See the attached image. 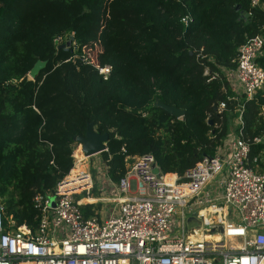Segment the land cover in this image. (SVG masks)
<instances>
[{"label":"trees","instance_id":"obj_1","mask_svg":"<svg viewBox=\"0 0 264 264\" xmlns=\"http://www.w3.org/2000/svg\"><path fill=\"white\" fill-rule=\"evenodd\" d=\"M263 5L0 0V199L6 216L17 225L38 224L35 196L71 172L76 137L85 136L90 123L109 135L101 155L114 183L136 156L152 153L163 173L182 176L240 129L251 141L264 136V85L252 98L238 95L228 75L239 48L264 35ZM71 33L76 45L55 41ZM39 61L45 67L29 78ZM258 63L264 68V56ZM104 65L112 66L108 79L97 69ZM157 100L185 110L184 117ZM240 114L243 125L234 128ZM259 154L264 168V143L252 145L251 158ZM94 206L85 205V213L93 214Z\"/></svg>","mask_w":264,"mask_h":264},{"label":"built area","instance_id":"obj_2","mask_svg":"<svg viewBox=\"0 0 264 264\" xmlns=\"http://www.w3.org/2000/svg\"><path fill=\"white\" fill-rule=\"evenodd\" d=\"M182 20L188 24L190 18ZM262 56V34L239 48L237 67L228 70L238 95L252 98L263 87ZM97 69L108 79L112 66ZM205 74H211L208 67ZM225 107L221 102V110ZM236 121L243 125L242 114ZM230 135L223 153L205 156L182 176L162 172L159 177L155 156H138L115 184L117 196L107 199L113 203L108 218L95 210L85 213L84 206L94 203L75 196L88 191V197L90 188L67 191L70 173L56 188L35 196L36 226L17 225L0 199V264H264L263 158H251L252 145L264 143V136L251 141L242 129ZM84 177L92 187L91 176ZM189 217L201 226L188 229Z\"/></svg>","mask_w":264,"mask_h":264},{"label":"rangeland","instance_id":"obj_3","mask_svg":"<svg viewBox=\"0 0 264 264\" xmlns=\"http://www.w3.org/2000/svg\"><path fill=\"white\" fill-rule=\"evenodd\" d=\"M74 41L75 40H74V34L73 33L65 35L63 37V40H62V42H65V44H67L69 46L70 45L74 46V44H75ZM29 78H32L31 73L29 74ZM233 126H234V128L237 127L236 119L233 120ZM228 142H229L228 140L224 141V145L220 147L219 153L224 152V150L226 149V146L228 145ZM82 145H83V143L81 141H79L78 139H76L75 150H74V158H75V166L74 167L77 171L85 169L86 174L91 176L93 186L90 189V195H93V190L95 188L100 190L101 194L99 196L93 195L96 198V201L90 202V203H94V205H101L100 209H99V207L96 206V210L102 211V215L106 216L110 212V210L112 209L113 203L108 202V201L104 200L103 198H107L109 196V195H107L109 193L108 192L109 187L110 188L113 187L114 184L111 182V180H108V178H107L106 164L104 163V160L102 158L101 153L96 154L94 156H86L84 154ZM75 154H76V156H75ZM76 163H77V165H76ZM128 164L130 165L133 163L129 162ZM70 174H71V172H70ZM105 184H107V185L105 186ZM108 184H109V186H108ZM78 194H79L78 196H75L76 198L79 196L84 198V197H87L88 191H85V193L82 192V193H78ZM103 205H104L105 209L102 207ZM104 216H103V218H106ZM195 224H196V226H201L202 223H200V222L195 223V221H193L189 217L188 221H187V225H188L187 228L189 229L191 227H194Z\"/></svg>","mask_w":264,"mask_h":264},{"label":"water","instance_id":"obj_4","mask_svg":"<svg viewBox=\"0 0 264 264\" xmlns=\"http://www.w3.org/2000/svg\"><path fill=\"white\" fill-rule=\"evenodd\" d=\"M45 65L46 63L42 61L36 63L35 67L31 71L32 79L35 78V76L40 72L43 67H45ZM156 105L164 108L177 118H183L185 115V110L175 105H168L160 100H157ZM76 139L83 143L82 148L86 156H94L96 154H100L104 151H107V142L109 139V135L107 133H99L93 123H90L88 125L87 134L85 136H77ZM154 172L159 177L162 174V171L158 165L155 166ZM82 175H86V173H83Z\"/></svg>","mask_w":264,"mask_h":264},{"label":"bare ground","instance_id":"obj_5","mask_svg":"<svg viewBox=\"0 0 264 264\" xmlns=\"http://www.w3.org/2000/svg\"><path fill=\"white\" fill-rule=\"evenodd\" d=\"M74 169L75 167L71 170V174L68 176V179L66 180L65 185H64V187L68 189L67 191H70L71 193H73V192H81L83 189H86V188L91 189L92 187L90 184V178L84 177L87 174L82 175L83 173H86L85 172L86 170L82 169L74 173ZM82 201L84 203L94 202L96 201V198L93 195H89L88 197L83 198ZM210 216H211V212H207L208 219L210 218ZM208 237L213 238V239H220V236L218 234L216 235L209 234Z\"/></svg>","mask_w":264,"mask_h":264},{"label":"crops","instance_id":"obj_6","mask_svg":"<svg viewBox=\"0 0 264 264\" xmlns=\"http://www.w3.org/2000/svg\"><path fill=\"white\" fill-rule=\"evenodd\" d=\"M237 119V118H236ZM237 122V121H236ZM234 133H232L230 136H232ZM228 140V138H226V141ZM138 156H136V157H134V158H131V159H129V162H132V163H134L135 162V160H136V158H137ZM128 162V163H129ZM130 165H132V164H130ZM129 164H127V167H129L130 166ZM79 171V170H78ZM76 169H74V173H76V172H78ZM107 178H108V180H111L110 179V177L108 176V174H107ZM113 184H114V186L113 187H109V190H108V194L107 195H109L107 198H103L104 200H106V201H108L107 199L108 198H112V197H115V196H117V194H118V192H117V190L115 189V184L116 183H114L113 181H111ZM107 184H105V186H106ZM108 186H109V184H108ZM95 190H96V188L93 190V195H94V192H95ZM100 195V194H99ZM96 206L97 205H95L94 206V208H93V210H95V211H98V213H100L101 214V216L103 217L104 215H102V211H100V210H96ZM98 207V206H97ZM103 208H104V205L102 206ZM100 208H101V206H100ZM99 208V209H100ZM105 209V208H104ZM103 209V210H104ZM110 213H111V210H110V212L106 215V216H104V217H106V218H108L109 217V215H110Z\"/></svg>","mask_w":264,"mask_h":264}]
</instances>
